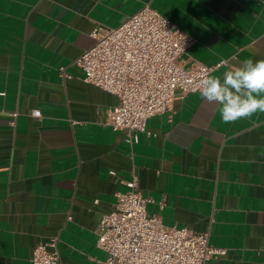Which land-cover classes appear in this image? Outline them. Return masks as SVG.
<instances>
[{
	"label": "crops",
	"instance_id": "crops-1",
	"mask_svg": "<svg viewBox=\"0 0 264 264\" xmlns=\"http://www.w3.org/2000/svg\"><path fill=\"white\" fill-rule=\"evenodd\" d=\"M146 6L194 37L187 63L226 61L211 76L264 60V0H0V264L53 239L60 264H101L96 231L133 175L150 215L225 251L207 264H264V113L224 124L178 97L130 144L104 124L118 98L75 63Z\"/></svg>",
	"mask_w": 264,
	"mask_h": 264
},
{
	"label": "built area",
	"instance_id": "built-area-1",
	"mask_svg": "<svg viewBox=\"0 0 264 264\" xmlns=\"http://www.w3.org/2000/svg\"><path fill=\"white\" fill-rule=\"evenodd\" d=\"M95 43L75 61L84 82L118 98L104 124L125 132L128 143L139 142L148 122L170 111L178 97L200 94L199 80L226 64L214 66L185 57L195 39L159 11L146 6L118 27L97 28ZM40 117V111H33ZM112 174H114L112 172ZM116 194L113 210L104 215L96 231V246L106 253L101 264H207L224 250L210 245L209 233L167 227L147 210L138 177ZM32 264H60L58 240L36 247Z\"/></svg>",
	"mask_w": 264,
	"mask_h": 264
},
{
	"label": "clouds",
	"instance_id": "clouds-1",
	"mask_svg": "<svg viewBox=\"0 0 264 264\" xmlns=\"http://www.w3.org/2000/svg\"><path fill=\"white\" fill-rule=\"evenodd\" d=\"M197 89L208 103L220 106L224 124L264 113V60H245L222 78L205 74Z\"/></svg>",
	"mask_w": 264,
	"mask_h": 264
}]
</instances>
